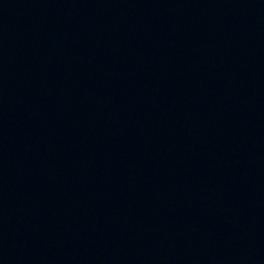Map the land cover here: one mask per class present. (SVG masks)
Masks as SVG:
<instances>
[{
	"label": "water",
	"instance_id": "water-1",
	"mask_svg": "<svg viewBox=\"0 0 264 264\" xmlns=\"http://www.w3.org/2000/svg\"><path fill=\"white\" fill-rule=\"evenodd\" d=\"M0 264H264V0H0Z\"/></svg>",
	"mask_w": 264,
	"mask_h": 264
}]
</instances>
